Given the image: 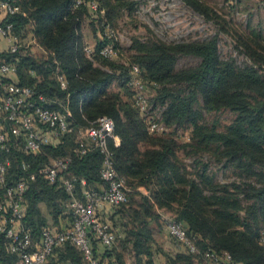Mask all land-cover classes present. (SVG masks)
<instances>
[{
    "label": "trees",
    "instance_id": "trees-1",
    "mask_svg": "<svg viewBox=\"0 0 264 264\" xmlns=\"http://www.w3.org/2000/svg\"><path fill=\"white\" fill-rule=\"evenodd\" d=\"M86 1L74 8L73 0H12L19 12L0 22L12 23L15 34L25 24L32 25L33 37L47 57L38 60L28 48L14 54L3 50L0 59L16 61L19 84L34 86L47 98L67 100L73 126L59 143L43 147L39 154L25 153L20 144L13 146L7 153L11 159L9 178L36 172L56 158L70 157L61 174L77 179V195L81 194L80 180L85 182V188L98 190L102 186L103 156L91 141L79 136L78 129L101 115L108 116L114 121L115 134L120 139L117 147L112 141L108 143L114 167L126 178L129 187H142L147 194L140 195L139 212L131 213L128 194L126 203L108 208L103 215L114 229L121 230L123 237L116 248L102 253V264H112V258L118 264L127 261L153 264L150 257L153 237L148 225L156 220L154 207L172 211L174 218L198 237L196 245L201 253L210 248L229 253L233 264H264V243L260 242L264 227V46L258 40L254 44L243 42L252 64L238 66L231 58H220L215 37L171 43L156 38L135 40L131 60L122 63L100 54L108 42L104 38L92 47L89 58L83 50L80 31L82 17L90 14ZM182 2L209 17L210 9L200 0ZM98 4L107 19L112 20L117 12L132 10L134 1L98 0ZM182 55L200 61L196 66L176 69L177 59ZM131 64L140 67L141 79L144 77L157 87L152 107L157 101L162 105L158 121L166 130L161 134L149 132L147 121L132 103ZM56 70L65 76L66 89H61L56 81ZM114 84L116 91L111 89ZM220 109L233 111L236 118L218 131L203 123V119L204 113ZM184 125L191 126V133L183 149L194 156L211 154L224 169H231L237 180L231 182L230 189L219 187L213 176L207 175L199 157L193 162L200 168L188 173L178 157V145L166 133L172 127ZM81 147L85 153H80ZM23 165L27 168L23 169ZM68 199L58 182L50 185L37 176L29 183L24 194L22 223L33 239L39 238L43 228H50L39 205L46 206L52 228L59 229L69 214L60 210L56 202ZM168 239L174 247L166 251L163 264H182L190 256L204 261L200 254H189L174 239ZM6 244L7 239L0 233V264H17V256L7 252ZM121 250L130 253V258L125 259ZM56 254L46 264H54L55 258L85 264L72 245L65 244Z\"/></svg>",
    "mask_w": 264,
    "mask_h": 264
},
{
    "label": "built area",
    "instance_id": "built-area-1",
    "mask_svg": "<svg viewBox=\"0 0 264 264\" xmlns=\"http://www.w3.org/2000/svg\"><path fill=\"white\" fill-rule=\"evenodd\" d=\"M84 0H73V7L82 5ZM87 8L95 11L96 0H87ZM19 12L12 0H0V22ZM108 40L100 54L109 59L117 58L113 32L108 25L104 29ZM35 39L25 41L13 31L12 23L0 24V44L12 54L20 49H28ZM87 57L91 58L92 48L84 46ZM132 89V103L138 113L147 121L150 133H162L166 130L163 123L151 114L152 104L145 94V85L141 79V69L136 64L129 65ZM33 74V73H31ZM56 81L61 89L67 88L65 76L56 70ZM72 113L68 101L62 102L45 97L34 86L19 84L16 79V61L0 59V233L7 239L6 250L18 258L17 264H46L56 257V251L65 244L74 246L85 264H102V253L116 248L117 241L123 237L121 231L114 229L103 216L108 208L127 202L130 191L126 178L120 175L113 164L108 143L119 146V137L115 134L114 121L105 115L78 129L79 136L91 141L103 156L100 170L102 186L98 190L85 188L80 180L81 194L75 189L77 179L69 174H61L69 165L70 157L56 158L49 165L36 172H28L16 179L9 178L11 159L7 155L13 146L19 144L27 154H39L45 146L55 145L67 133L72 131ZM81 147L80 153H85ZM23 169L27 167L22 166ZM42 177L48 184L60 183L69 195V219L60 224L59 229L43 228L38 239H33L24 227V194L29 183ZM163 229L167 237L174 239L187 253L201 255L207 264H233L229 253H218L210 248L200 252L196 245L198 237L189 233L181 221L169 217L162 218ZM260 242L264 243V227ZM101 249V251H99ZM112 264L118 261L111 259ZM54 264H74L69 259L58 260ZM126 264H130L127 261Z\"/></svg>",
    "mask_w": 264,
    "mask_h": 264
},
{
    "label": "rangeland",
    "instance_id": "rangeland-1",
    "mask_svg": "<svg viewBox=\"0 0 264 264\" xmlns=\"http://www.w3.org/2000/svg\"><path fill=\"white\" fill-rule=\"evenodd\" d=\"M132 1H134L132 10L117 12L112 20H108L105 13L103 14L98 0H96L97 9L93 11L90 8V14L86 13L82 17L80 31L84 44L92 48L97 41L103 40L105 38V26L108 25L113 32L117 59L122 63H129L128 59L131 60L133 54L131 46L135 40L149 41L156 38L171 43L191 40L202 41L215 37L220 58H231L238 66L252 64L243 42L254 44L258 40L264 46V0H200L210 9L209 17L200 15L182 0ZM31 26L30 23H27L19 28L18 35L25 41L33 39L34 34ZM34 39L35 43L33 45L31 43L30 47L35 58L43 60L47 57V53L40 48L41 45L35 37ZM5 47V45L0 44V50ZM199 61V58L191 55L179 56L176 69L196 66ZM142 81L145 84L146 97L149 103L154 105L157 87L152 82L144 80V77H142ZM111 89L116 91L117 86L114 84ZM162 110V105L157 101L155 106L151 108L150 114L158 121L161 118ZM235 116L236 114L229 109H220L204 113L203 123L221 131L236 118ZM166 133L178 145V157L186 165L188 173L193 174L196 168L198 169L199 166L196 167L193 161L194 158L199 157L203 160L207 175H212L214 182L220 185L219 187L231 188V182L237 180L231 169H224L221 163L210 156L211 154L204 153L201 156L198 154L194 156L187 154L186 149H183L182 145L190 140V125L172 127ZM129 188L128 194L131 199L128 205L132 207L131 213L133 211L139 212L140 195L141 193L147 194V192L142 187L134 189L130 186ZM56 206L63 212L68 211V200L56 202ZM39 209L47 227L52 228L53 221L46 206L40 204ZM152 213L156 220L151 221L148 225L153 237L150 244V257L153 264H163L166 260L165 254H168L167 252H170V248H173L174 245L163 229L162 218H175L172 211L164 208L154 207ZM121 252L125 255V259L130 258V253L122 250ZM182 264H205V262L190 256Z\"/></svg>",
    "mask_w": 264,
    "mask_h": 264
},
{
    "label": "crops",
    "instance_id": "crops-1",
    "mask_svg": "<svg viewBox=\"0 0 264 264\" xmlns=\"http://www.w3.org/2000/svg\"><path fill=\"white\" fill-rule=\"evenodd\" d=\"M1 45H4V43H2ZM87 46V45H86ZM43 51L44 49L42 47H40ZM32 50V49H31ZM45 52V51H44ZM119 143H120V139H119ZM81 187H83V185H81ZM81 190V189H80ZM99 251H101V249H99Z\"/></svg>",
    "mask_w": 264,
    "mask_h": 264
}]
</instances>
